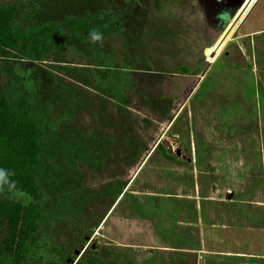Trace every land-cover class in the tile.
Here are the masks:
<instances>
[{
	"label": "rangeland",
	"instance_id": "1",
	"mask_svg": "<svg viewBox=\"0 0 264 264\" xmlns=\"http://www.w3.org/2000/svg\"><path fill=\"white\" fill-rule=\"evenodd\" d=\"M33 1L25 26L88 13L104 36L61 27L64 53L36 61L24 43L0 60L9 102L29 101L44 132L34 253L75 239L77 259L103 247L121 264L264 251L249 236L264 228V0Z\"/></svg>",
	"mask_w": 264,
	"mask_h": 264
},
{
	"label": "trees",
	"instance_id": "2",
	"mask_svg": "<svg viewBox=\"0 0 264 264\" xmlns=\"http://www.w3.org/2000/svg\"><path fill=\"white\" fill-rule=\"evenodd\" d=\"M39 9L33 0L0 5V60L12 59L24 43L32 46L36 61L45 60L51 53H64V44L57 38L61 27L70 34L75 31L87 34L97 21V15L87 13L66 16L62 22L25 26ZM7 83V74L0 64V168L15 173L13 191L24 193L29 201L25 203L0 192V264H64L61 257L70 263L76 260L75 264H121L117 259H108L112 253L103 247L99 252L86 248L77 259L74 254L79 245L77 239L68 242V247L64 245L53 258L34 253L42 215L43 192L37 172L43 165L44 132L32 117L33 105L29 101H22L16 108L11 105ZM103 84L100 82L99 87Z\"/></svg>",
	"mask_w": 264,
	"mask_h": 264
},
{
	"label": "crops",
	"instance_id": "3",
	"mask_svg": "<svg viewBox=\"0 0 264 264\" xmlns=\"http://www.w3.org/2000/svg\"><path fill=\"white\" fill-rule=\"evenodd\" d=\"M250 231V238H257L260 242L264 239V228L252 227ZM261 232V234H259ZM262 238V239H259ZM251 244V243H250ZM255 243H252L250 246L246 247L248 250L234 251L232 253L233 258H239L240 263L243 261L244 264H264V251H261V247L253 248Z\"/></svg>",
	"mask_w": 264,
	"mask_h": 264
},
{
	"label": "clouds",
	"instance_id": "4",
	"mask_svg": "<svg viewBox=\"0 0 264 264\" xmlns=\"http://www.w3.org/2000/svg\"><path fill=\"white\" fill-rule=\"evenodd\" d=\"M88 40L91 44H103L104 36L103 33L99 30L93 28L88 33ZM15 173L6 168H0V191H4L6 188L9 191H12L15 188V181L12 180V177Z\"/></svg>",
	"mask_w": 264,
	"mask_h": 264
},
{
	"label": "water",
	"instance_id": "5",
	"mask_svg": "<svg viewBox=\"0 0 264 264\" xmlns=\"http://www.w3.org/2000/svg\"><path fill=\"white\" fill-rule=\"evenodd\" d=\"M214 56V53H212L211 55H210V57H213Z\"/></svg>",
	"mask_w": 264,
	"mask_h": 264
}]
</instances>
